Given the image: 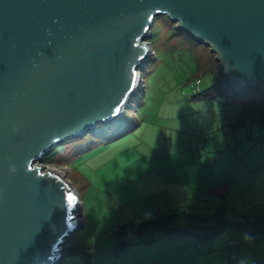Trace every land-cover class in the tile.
Wrapping results in <instances>:
<instances>
[{
  "label": "water",
  "instance_id": "obj_1",
  "mask_svg": "<svg viewBox=\"0 0 264 264\" xmlns=\"http://www.w3.org/2000/svg\"><path fill=\"white\" fill-rule=\"evenodd\" d=\"M156 14L264 92V0H0V264H54L82 227L54 144L122 114Z\"/></svg>",
  "mask_w": 264,
  "mask_h": 264
},
{
  "label": "rangeland",
  "instance_id": "obj_2",
  "mask_svg": "<svg viewBox=\"0 0 264 264\" xmlns=\"http://www.w3.org/2000/svg\"><path fill=\"white\" fill-rule=\"evenodd\" d=\"M174 24L164 14L153 17L148 54L140 65L142 82L124 112L57 142L39 162L65 173L78 193L76 212L83 222L64 240L63 259L54 264H85L86 246L98 245L101 232L108 235L112 217L128 218L136 210L137 216L152 218L155 209L148 200L163 201L167 186L175 183L179 186L171 185L169 197L185 201L184 210L194 213L196 222L208 224L217 217L239 222L199 242L240 245L241 253H234L238 264H264V229L249 220L264 216V123L249 99L253 91L230 87L192 97L194 79L198 89H205L217 75V61L207 46ZM220 201L223 206L215 211ZM96 216L104 220L97 223ZM140 233L139 238L145 236L132 232L127 245H136ZM107 235L100 245L116 244L117 236L110 244Z\"/></svg>",
  "mask_w": 264,
  "mask_h": 264
},
{
  "label": "crops",
  "instance_id": "obj_3",
  "mask_svg": "<svg viewBox=\"0 0 264 264\" xmlns=\"http://www.w3.org/2000/svg\"><path fill=\"white\" fill-rule=\"evenodd\" d=\"M247 117L249 118V116ZM217 152L215 156L217 157L221 156L220 159L224 158L227 163L233 166V164L229 162L228 158L223 153L218 154ZM246 152L247 151H245V153ZM244 168L247 169L248 165L245 164ZM232 176H235V174H232ZM171 185H175L174 187H176L178 183L169 184L167 186V190L165 192L167 193V195L165 194L166 196L165 195L162 196L164 198L163 201L158 202L157 198H155V200H148L149 207H153V209H155L154 211L155 216L157 215L158 210L160 212H162L163 210L164 211L163 213H171L178 209H185L188 206V204H186L185 201H182V199L180 198L177 199V197H175L174 195H172V198L169 197L168 189L173 187ZM210 190L212 189L210 188V186H208V191ZM153 203H155L154 206H152ZM218 205L223 206L221 201L218 202L217 206ZM160 206H162V208ZM215 211H217V209ZM135 213L136 210L132 214H130L128 218H123L122 216L112 217L109 222L108 235L103 234V232H101V234H98V239H97L98 245H87V247H90V253H92L91 255L92 260L90 259L92 262L91 264H232V263L238 264L239 263V260L237 263V259H235L234 253L235 252H237V254L241 253L242 248L240 245H237L236 247H233V245H208L207 242L205 243L199 242L200 239L203 238H197L195 236H193L194 238H191L188 236H179L175 234H164L154 238L153 240L147 241L146 236L139 238L141 236L140 233L139 236L135 238V240L137 238L139 239H137L136 241L134 240V243L136 245H124L120 248H115V245H109V244L100 245V238L103 235L108 236V239L110 240V244L113 243L114 240H116L115 239L116 236L118 242L119 237L117 234L114 233V229L118 224L123 223L125 221L143 218L137 216ZM188 213L189 215L187 217L189 220L187 221H191V220L195 221L194 218H196L197 216L192 212L191 213L188 212ZM210 215H211L210 213L205 214L204 217L203 215H201L200 217L202 218L200 219L206 220L208 217H210ZM155 216H153L152 218H154ZM124 219H128V220H124ZM94 220L98 221L97 223H101V221L104 220V217L101 218L99 216H96ZM143 233L144 232H142V234ZM132 239L133 237L131 238L130 241H132ZM150 242H153L152 245H144ZM223 259H225L227 263L226 262L224 263ZM241 262L245 263L246 261L242 259Z\"/></svg>",
  "mask_w": 264,
  "mask_h": 264
},
{
  "label": "trees",
  "instance_id": "obj_4",
  "mask_svg": "<svg viewBox=\"0 0 264 264\" xmlns=\"http://www.w3.org/2000/svg\"><path fill=\"white\" fill-rule=\"evenodd\" d=\"M215 69L217 75L216 77H214L212 83H210L205 89L202 90L198 89L199 79L198 78L194 79V84L197 90L195 89L196 91L193 92L191 96L195 97L197 94L205 95L212 90H213L212 94H218V92L221 91L222 89L225 88L229 89L230 87H231L230 89L235 88V90H239L244 87L250 88L253 92L248 95L249 99L252 100V103L255 106L254 109H256V112H258V115L260 117L259 120L264 123V92H261L260 90L254 87L235 85L229 82L222 73V69L218 62L216 64ZM220 81H223L225 84L229 83L230 86L220 85L219 84ZM42 158L45 159V156H42ZM208 160L211 161L210 158H208ZM221 207L222 205L220 206L218 205L216 206V209L218 210V208ZM157 212H158L157 215L152 219H148V218H142L137 220L133 219L120 223L114 229V233L119 235L123 232H130L131 234L132 232H144L147 241L153 240L154 238L164 234H175L179 236H195L197 238L204 239L219 232L222 226L226 224H234L237 226L239 225V222L237 221H230V220L222 221L221 217L214 218V220L208 224H201L193 220L187 221L189 220L187 217L189 213L186 212L184 209H178L171 213H161L159 210ZM263 218L264 216H257V218L255 219L251 218L249 220L252 223H260ZM259 229H264V224L259 226ZM131 238H132L131 236L128 239L119 238L118 242L114 244L115 248H120L124 245H127ZM84 256H85L83 259L84 263L90 264L89 250L87 251V253L85 252Z\"/></svg>",
  "mask_w": 264,
  "mask_h": 264
},
{
  "label": "built area",
  "instance_id": "obj_5",
  "mask_svg": "<svg viewBox=\"0 0 264 264\" xmlns=\"http://www.w3.org/2000/svg\"><path fill=\"white\" fill-rule=\"evenodd\" d=\"M261 224L262 225L264 224V218L261 220ZM130 236H131L130 232H123V233L119 234V238H121V239H128ZM231 243H233V241L232 240H228V244H231Z\"/></svg>",
  "mask_w": 264,
  "mask_h": 264
},
{
  "label": "clouds",
  "instance_id": "obj_6",
  "mask_svg": "<svg viewBox=\"0 0 264 264\" xmlns=\"http://www.w3.org/2000/svg\"><path fill=\"white\" fill-rule=\"evenodd\" d=\"M118 237H119V235H118Z\"/></svg>",
  "mask_w": 264,
  "mask_h": 264
}]
</instances>
